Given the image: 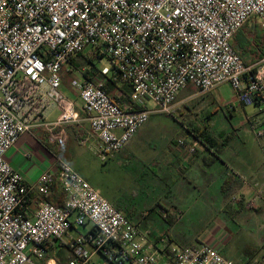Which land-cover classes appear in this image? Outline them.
Wrapping results in <instances>:
<instances>
[{
    "label": "built area",
    "instance_id": "obj_1",
    "mask_svg": "<svg viewBox=\"0 0 264 264\" xmlns=\"http://www.w3.org/2000/svg\"><path fill=\"white\" fill-rule=\"evenodd\" d=\"M254 17L264 20V0H0V264H91L94 256L107 264H238L209 244L154 238L62 159L28 184L7 153L35 126L56 141L64 139L57 128L80 122L61 89L62 71L81 53L111 64L95 80L73 83L103 163L151 115L171 114L189 84L207 93L229 83L241 104L255 106L264 153V57L247 65L233 42ZM109 81L129 87L130 99L111 97ZM52 106L60 111L55 122L46 119ZM55 183L61 206L48 201ZM87 224L88 233L67 245L68 258L51 254L49 243Z\"/></svg>",
    "mask_w": 264,
    "mask_h": 264
},
{
    "label": "rangeland",
    "instance_id": "obj_2",
    "mask_svg": "<svg viewBox=\"0 0 264 264\" xmlns=\"http://www.w3.org/2000/svg\"><path fill=\"white\" fill-rule=\"evenodd\" d=\"M263 23L264 20L258 17L252 18L242 34L238 36L237 43L235 40L233 41L235 48L239 47L240 51L238 49L237 51L245 62H251L252 58L264 57ZM242 40L246 47L240 45ZM78 64L99 71L111 65L107 58L101 60L95 58L87 62L80 58ZM75 77L79 78L78 73L75 76L74 74H65L63 85L70 87L69 84ZM182 100L185 101L182 102ZM175 104V109L171 114L151 115L142 130L130 141L128 148L113 155L116 156L117 167H114L113 164L106 165L97 157L92 156L94 161L88 168L85 178L101 195L119 198L139 211L145 210L148 197L155 194V189L151 185L154 183L147 179L154 174L160 176V170L149 165L147 160L161 161L163 157L166 159L172 154L173 159H182L183 157L178 151H182L186 145L193 142L202 144L198 139L202 131H208L216 137L220 134L223 137L226 136L229 153H236L244 148L250 150L251 144L258 145L261 142L248 122V118L256 116L257 108L253 105L241 104L229 83L222 84L207 93H202L194 85L189 84L180 91ZM148 108L154 109V104L149 102ZM56 118L57 116L54 119ZM192 133L197 136L193 138ZM94 139L83 146L85 150L89 151L90 148L96 146L97 142ZM156 146L157 149H155ZM170 147L177 149V152L171 154ZM226 200L228 208L223 213L214 211L219 208L216 205L211 208L214 210L207 208L202 212L200 203H206V199H197L198 202L194 200L187 219L175 229H170L171 227L164 224L162 227H156L157 232L163 233L170 230L172 234L179 235L184 241L195 244H208L211 238H219L228 242L225 254H222L227 258L229 256L238 264L246 263L243 262L245 257L242 254L252 247L250 251L254 254L260 251L258 259L263 263L264 248L256 243L264 225L263 217L256 215L253 210L247 212L251 216L253 215L247 221L243 220L244 216H242L243 218L234 217L227 211L237 210V200L240 198L235 195ZM251 200L252 197L247 202H252ZM210 202L216 203V200L212 199ZM255 205L252 207L255 208ZM160 210V208L157 209L158 212ZM91 227L92 224H87L70 230L61 241L55 242V249L51 254L60 261L68 258L70 252L67 245L71 243V239L86 235ZM61 244H63L62 247H60ZM91 264L107 263L100 256H94Z\"/></svg>",
    "mask_w": 264,
    "mask_h": 264
},
{
    "label": "crops",
    "instance_id": "obj_3",
    "mask_svg": "<svg viewBox=\"0 0 264 264\" xmlns=\"http://www.w3.org/2000/svg\"><path fill=\"white\" fill-rule=\"evenodd\" d=\"M247 24L235 36L234 40L236 43L238 36L242 34ZM240 45L246 47L243 40L240 42ZM237 49L240 51L239 47ZM78 59L80 58H75L73 62H69L67 67L62 71V79H64L65 74H74L75 76L77 73L79 78H73L69 84L70 87L62 85L61 91L74 102L80 114V122L64 128H57L55 133L61 135L63 131L64 139L56 141H52L51 135L46 129L35 126L29 132L23 134L17 144L7 153L9 163L15 171L24 177L28 184H36L43 173L56 167L58 159L67 162L84 178L86 177L88 168L94 161L92 156L100 160L97 152L98 141L92 135L90 124L82 109L80 89L73 84L75 81L81 84L86 80H90L85 78L84 74L86 70H91V72L95 70L93 68L92 70L91 68L82 67L78 64ZM260 59L252 58L251 62H246L253 64L254 61ZM67 72L70 73L67 74ZM96 73L99 76V70L96 69ZM106 86L109 89L111 87L108 84ZM110 92V96L124 103L122 101L123 96L119 97L122 91L115 88L110 90ZM184 101L182 100V102ZM59 115V109L52 106L46 112V119L49 122H55ZM56 116L57 118L54 119ZM257 121H260V118L257 116L248 118L252 129L254 128L253 124ZM141 130L142 128L137 134ZM192 135L195 138L194 133ZM91 139L96 140L97 144L94 148H90L87 151L83 146L90 142ZM129 145L130 142L124 149L126 150ZM157 146L155 149H157ZM228 150L229 144L227 143L221 148L219 155L216 156L205 144L193 142L186 145L182 151H178L183 157L180 160L172 158V153L177 152V149L175 150L171 147L169 148V152L172 155L168 156V158L165 159L163 157L161 161L148 159L147 163L149 165L157 167L160 170V176L154 174L151 178L147 179L154 183L151 185L155 189V194L152 197H148V204L145 210L139 211L119 198L102 196L118 210L122 211L140 229L150 231L154 238L160 237L163 233H168L173 242L181 247H189L195 243L184 241L179 235L172 234L170 230L163 233L157 232L156 227H162L164 224L171 227L170 229H175L187 219L188 212L191 210L194 200L197 201V199H206V203H200L202 212L204 209H211L216 205L219 208L211 210H214L216 213H223L228 208L226 199L236 195V197L240 198V200H237L238 209H233L232 212L227 211L228 213L234 217L244 216V218L242 217L243 220L247 221L253 216L247 212L253 210L256 215L262 216L264 221V153L261 143H258V145L253 143L250 150L244 148L236 153H229ZM115 158L116 156H111L105 164H113L114 167H117ZM210 158L214 160H210ZM251 197V201L254 200L257 203L255 208L248 207L247 200ZM33 198L31 206L35 209L40 200L36 192L33 193ZM212 199L216 200V203H211L210 200ZM53 200L54 202L62 201L60 189L54 192ZM158 208L161 209L159 212L157 211ZM257 241L256 243L264 248V225L259 232ZM208 244L218 248L221 253L225 254L228 242L213 237ZM259 252L249 256L250 258H246L248 256L243 253L242 255L245 257L243 262H246L245 264H264V261L262 263L258 259L261 254ZM228 258L230 257L228 256Z\"/></svg>",
    "mask_w": 264,
    "mask_h": 264
},
{
    "label": "trees",
    "instance_id": "obj_4",
    "mask_svg": "<svg viewBox=\"0 0 264 264\" xmlns=\"http://www.w3.org/2000/svg\"><path fill=\"white\" fill-rule=\"evenodd\" d=\"M75 58H81L84 62H87V61H89V60H91L92 58H90L87 54H84V53H81L80 55H78V56H75V57H73V58H71V60H70V62H73V60L75 59ZM254 62H256V61H254ZM245 64H247L248 65V63L247 62H245ZM78 67V66H77ZM79 68V67H78ZM92 69V68H91ZM93 70V69H92ZM95 71L94 72H91V70H86V72H85V74H84V76H85V78H87V79H90V80H93V78H95L98 74L96 73V69H94ZM107 84L108 85H110L111 87H110V89L107 87V86H105V89H106V91L109 93V95H110V90H113V89H115V88H117L118 90H120V91H122V94H123V99H122V101H128L129 99H130V95H131V89L129 88V87H127V86H125V87H120V88H118L116 85H115V83H113L112 81H109V82H107ZM106 84V85H107ZM112 97V96H111ZM115 99V98H114ZM115 100H117V99H115ZM194 135H195V137L197 136L195 133H194ZM200 137V138H199ZM225 137L226 136H215V135H211L208 131H202V132H200V135L198 136V139H199V141L201 142V143H203V144H205V146L210 150V151H213V153H214V155H216V156H218L219 155V152H220V150H221V148H223V146L225 145V144H227L228 142H227V139H225ZM222 141H224V142H222ZM222 142V143H221ZM210 160H214V159H212V158H210ZM57 189H60L59 187H58V185L55 183L54 184V187H53V189H52V193H51V195H50V197H49V199H48V201L50 202V203H52L53 205H55V206H61L62 205V203H63V194H62V201H60V202H54V200H53V194H54V192L57 190ZM63 244H61L60 246H62ZM252 247H250V248H248V250L244 253L245 255H247V256H252V255H254V252H251L250 251V249H251ZM55 249V245H54V243H49V251L50 252H53V250Z\"/></svg>",
    "mask_w": 264,
    "mask_h": 264
}]
</instances>
